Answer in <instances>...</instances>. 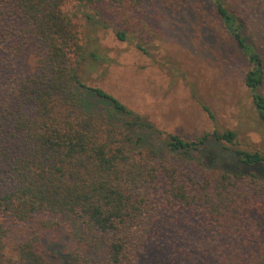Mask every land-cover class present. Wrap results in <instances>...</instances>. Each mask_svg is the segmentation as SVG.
Instances as JSON below:
<instances>
[{"label":"trees","instance_id":"1","mask_svg":"<svg viewBox=\"0 0 264 264\" xmlns=\"http://www.w3.org/2000/svg\"><path fill=\"white\" fill-rule=\"evenodd\" d=\"M146 1L175 6L0 0V264H63L42 241L76 227L103 247L102 264H137L135 250L166 231L173 238L156 251H167L168 264H264V151L236 148L226 128L190 140L156 130L77 76L84 57L92 67L109 59L90 37L87 49L79 15L63 7L127 13ZM198 1L243 59V85L264 125V0ZM69 258L88 264L78 251Z\"/></svg>","mask_w":264,"mask_h":264},{"label":"rangeland","instance_id":"2","mask_svg":"<svg viewBox=\"0 0 264 264\" xmlns=\"http://www.w3.org/2000/svg\"><path fill=\"white\" fill-rule=\"evenodd\" d=\"M182 1L174 0L169 11L152 1L127 13L107 6L63 7L79 15L87 49L96 44L99 54L109 59L92 67L84 57L77 76L86 86L110 94L156 130L190 140L216 127L226 128L236 132V148L264 151V125L257 120L242 81L243 59L205 2L188 0L181 7ZM86 15L106 28L91 27ZM115 32L124 33L126 40L119 41ZM88 37L94 44L89 45ZM149 135L151 146L165 154L157 135ZM166 234L148 236L143 247L135 250L136 263L168 264L167 251H156L173 238ZM42 243L63 264H78L69 258L75 251L84 253L88 264L104 261L103 247L99 252L91 232L79 227L50 232Z\"/></svg>","mask_w":264,"mask_h":264}]
</instances>
